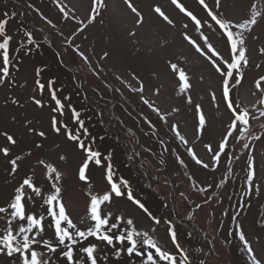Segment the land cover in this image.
<instances>
[{"label": "rangeland", "instance_id": "374dc122", "mask_svg": "<svg viewBox=\"0 0 264 264\" xmlns=\"http://www.w3.org/2000/svg\"><path fill=\"white\" fill-rule=\"evenodd\" d=\"M179 2L201 19L202 24L205 19L213 23L198 0ZM133 3L142 12L140 23L124 0H104L106 8L101 9L94 22L89 19L92 0H0V20L9 13L6 31L13 37L10 59L15 54L19 61L18 70L10 71L13 83L6 81L0 86V133L8 132L17 141L12 145L0 135V148L10 149L8 157L0 153V206L9 201L27 175L34 177L42 195L52 191L47 170L40 160L53 164L62 173V197L74 222L86 215L90 203L89 183L94 195H103L109 190L104 167L90 163L87 179H79V168L85 159L83 151L51 128L53 116L58 124L77 127L63 100L69 96L70 103L80 113L76 119L84 120L85 127L96 137L92 147L104 155L113 150V182L120 177L129 180L133 194L142 195L154 214L176 224L179 242L188 250L192 264H199L201 260L205 264H264V128L261 127L264 117L259 116L264 111V81L260 82V88L256 87V82L264 76V53L259 51L264 47V18H258L257 24L246 34L249 64L243 68L241 85L230 94L255 115L256 119L250 120V132L261 139L251 141V135L247 140L238 138L240 126L237 125V130L228 137L226 148L232 160L229 175L228 162L223 155L219 165L212 156L229 130L232 117L220 99L222 77L185 39L187 34L205 47L194 22L171 0H133ZM206 3L212 6V0ZM253 5L264 9V0H222L221 10L233 23L239 24L250 19ZM156 6L161 7L173 24L153 11ZM13 12L16 13L14 18ZM213 29L205 25L201 30L213 47L229 59L226 38L220 35L214 23ZM24 30L32 33L35 44L28 43ZM21 43L24 48L15 53ZM169 61L177 63L190 75L192 88L186 93L178 94L181 82L170 71ZM222 67L226 66L222 64ZM235 75L234 72V78ZM37 79L45 84L43 92L36 84ZM50 80L54 81L53 91L60 89L56 95L65 103L63 115L52 111L56 105L49 91ZM141 83L143 92L139 91ZM157 88L158 95L155 94ZM188 95L192 104L187 103ZM33 97L40 99L43 107L37 105ZM144 99L159 107L166 121L145 104ZM13 100L17 103H12ZM196 104L210 121L203 135L197 132ZM173 125L188 143L176 136ZM40 131L45 132L44 137L38 135ZM246 142L249 149L243 147ZM37 144L41 147L37 148ZM209 144L212 151L208 150ZM189 149L203 163L197 164ZM17 155L22 157V167L12 175L9 160ZM61 156L66 159L61 160ZM249 158H254L256 175L251 192L245 195ZM34 200L33 210L39 211L41 197L34 196ZM105 208L112 209L114 214L133 217L138 229L149 227L145 215L123 198H115L114 203ZM238 212L240 215L236 216ZM79 226L85 228V225ZM4 227V221L0 220V231ZM241 234L250 252L240 240ZM155 235L162 247L174 250L163 224L157 227ZM45 238L55 242L52 230H47ZM93 242L103 249L102 254H107L108 261L104 264H130V259L140 264L139 257L125 255L116 260L113 249L103 242ZM87 245L88 241H84L83 246ZM197 248L201 251L197 252ZM49 255L55 264H66L64 259L58 258V253ZM0 264H9V261L0 256Z\"/></svg>", "mask_w": 264, "mask_h": 264}, {"label": "snow or ice", "instance_id": "6c2138e0", "mask_svg": "<svg viewBox=\"0 0 264 264\" xmlns=\"http://www.w3.org/2000/svg\"><path fill=\"white\" fill-rule=\"evenodd\" d=\"M171 2L194 22L195 29L200 33L205 47H201L200 44L187 34H185V39L195 47L201 56L206 57L212 63L222 77L220 99L225 103L226 108L230 110L232 120L229 130L226 131L224 137L218 143L216 151L213 152L212 159L219 165L221 156L223 155L224 159L228 162L227 172L231 175L232 160L229 158L226 148L228 146V137H231L233 131L237 130V125L239 124L240 126L238 138L247 140L249 135H251V141H259L261 139L259 135L251 134L250 132V120L256 119L255 115L246 106H242L240 102L235 101L233 95L230 94L241 85V81L244 78L243 68L249 64L246 56V34L250 32L252 26L257 24L258 18H264V9L253 5L250 19L246 22L235 24L221 10L222 0H212L211 7L209 3H206V0H198V3L206 10L207 17L210 18L214 25L218 26L220 35L226 38L227 44L230 47L229 59L231 62H229V59H225L213 47V44L209 41V37L201 30L205 25H207L208 29H213V23H209L208 19H205L204 24H202L201 19H198L193 12L187 10L179 0H171ZM124 3L137 18V23L142 22V12L137 9L133 0H124ZM103 8H106L104 0H92L89 19L94 22ZM153 11L162 17L163 20L167 21L168 24H173V21L165 14L161 7L156 6ZM4 16L5 19L0 20V60H2L3 65L0 67V86L5 85L6 81L9 84L13 83L10 78V71L18 70L19 64L15 54L10 59V43L13 37L6 31L9 13H5ZM11 16L14 18L16 13H11ZM67 16L68 13L65 12V17L67 18ZM48 23H51V21H48ZM184 27L187 28V25ZM80 30L82 31L83 29ZM24 35L28 37L29 44H35V39L30 31L24 30ZM36 46L39 47V45ZM21 48H24L23 43L15 49V53H19ZM259 51L264 53V47H261ZM104 56L107 57L108 53L105 52ZM222 64L226 67H222ZM256 67H260V65H256ZM169 68L181 82L178 94L186 93L192 88L190 75L183 67L169 61ZM234 72L236 74L235 78ZM39 75L40 70L38 69L37 77ZM261 81H264V76H261L260 80L256 82L257 88H260ZM52 83L54 81H48L51 99L56 105L52 111L63 115L66 103L73 116V123L77 127L73 129L63 122L58 124L57 118L53 116L51 128L56 134L63 135L70 142H74L78 150L83 151L85 159L79 168V179L82 181L87 179L86 170L89 169V164L91 163L94 167L105 168V179L110 188L103 195H94L91 192L92 185L89 183L87 195L90 197V203L86 215L77 222H74L62 197V186L60 183L62 173L53 164H46L45 161L40 160L39 163L44 165L47 170V179L51 181L52 191L46 195H42V189L36 186L34 177L27 175L19 186L14 189L9 201L4 206H0V220H3L5 223V227L0 231V256L6 257L9 264H55V261H53L52 256L49 254L58 253V258L64 259L66 264H86V262L87 264H104V262L108 261V256L107 254H102L103 249L98 248V245L93 242L95 240L103 242L105 246L113 249L116 260L126 255L129 258H141L140 264H192L188 250L179 242L176 224L171 219L154 214V211L150 210L149 206H146L147 200L142 195L133 194V187L129 180L120 177L117 182H113V150H109L104 155L92 147L95 144L96 137L85 127L84 120L76 119L80 113L70 103V97H63L65 103H62L61 99L57 98L56 93L60 89L53 91L51 89ZM36 84L39 86L41 92H43L45 84L41 83L40 79L36 80ZM139 91H144L142 83ZM155 94H159L158 88L155 89ZM33 99L37 105L43 107L40 99H35V97ZM212 99H216L214 92L212 93ZM12 103L15 104L17 101L13 100ZM144 103L152 108L162 120L166 121V116L159 107H154L147 99H144ZM187 103L192 104L191 95L187 96ZM195 107L198 116L197 132L203 135L210 126V121L206 118L205 112L199 104H196ZM173 111H178V109H173ZM259 116L264 117V111H261ZM88 119L91 118L89 117ZM149 123L151 122L149 121ZM261 127L264 128V124H261ZM172 128L182 142L188 143L176 125H173ZM0 135L5 136L12 145L17 143L8 132L0 133ZM38 135L44 137L45 132L40 131ZM100 139L103 140L104 137L101 136ZM36 147L39 148L41 145L37 144ZM207 147L209 151H212L211 144L207 145ZM243 147L244 149H249V143H244ZM9 152V147L0 148V153L5 157L9 156ZM189 152L197 164L203 163L191 149H189ZM60 159L64 160L66 157L61 156ZM237 159L239 158L237 157ZM9 163L11 165V174L15 175L17 169L22 167V157L17 155L15 158H10ZM180 164L183 165L184 161L181 160ZM207 166V164H204V167ZM247 167V191L245 195L251 192L253 188V180L256 175L254 158L247 160ZM33 194L35 197H41L39 211L33 210L36 203ZM115 198H123L140 210L149 220V227L144 230L138 229L133 217H126L124 214H114L112 209L105 208V205H112ZM162 206L167 207L166 204ZM197 207L199 208L200 205H197ZM239 215V212L236 213V216ZM232 219L235 221L236 217L234 216ZM86 221L90 223L86 224ZM176 223L178 224L180 221H176ZM161 224H163L173 245L174 250L172 251L162 247L155 235L157 227ZM79 225H85V228L82 229ZM47 230H52L55 242L45 238ZM188 236L191 237V233H188ZM240 240L245 242V249L250 252L251 248H247V241L243 234L240 235ZM84 241H88L87 246H83ZM196 251L200 252L201 249L197 248ZM130 264H135V260L130 259ZM199 264H205V261L201 260Z\"/></svg>", "mask_w": 264, "mask_h": 264}]
</instances>
